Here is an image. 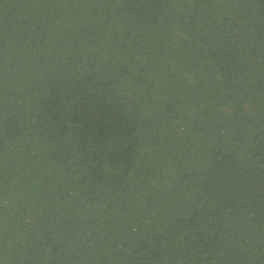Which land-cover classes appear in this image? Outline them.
I'll return each instance as SVG.
<instances>
[{"label": "trees", "instance_id": "1", "mask_svg": "<svg viewBox=\"0 0 264 264\" xmlns=\"http://www.w3.org/2000/svg\"><path fill=\"white\" fill-rule=\"evenodd\" d=\"M0 264H264V0H0Z\"/></svg>", "mask_w": 264, "mask_h": 264}]
</instances>
